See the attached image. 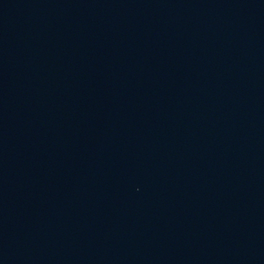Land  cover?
I'll use <instances>...</instances> for the list:
<instances>
[{
  "label": "water",
  "instance_id": "1",
  "mask_svg": "<svg viewBox=\"0 0 264 264\" xmlns=\"http://www.w3.org/2000/svg\"><path fill=\"white\" fill-rule=\"evenodd\" d=\"M0 264H264V0H0Z\"/></svg>",
  "mask_w": 264,
  "mask_h": 264
}]
</instances>
